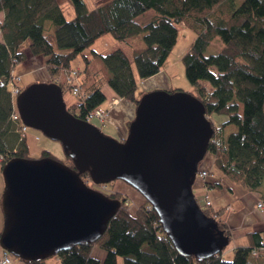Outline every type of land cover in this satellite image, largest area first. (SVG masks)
Wrapping results in <instances>:
<instances>
[{"label": "trees", "instance_id": "16d2710c", "mask_svg": "<svg viewBox=\"0 0 264 264\" xmlns=\"http://www.w3.org/2000/svg\"><path fill=\"white\" fill-rule=\"evenodd\" d=\"M69 2L74 10L71 19L66 17L58 0H0V13L5 14L4 22L0 23L5 41L0 43L3 166L15 157L30 158L26 140L15 132L19 123L11 117L14 101L8 89L9 82L14 80L13 70L27 61L29 54L49 57L46 68L51 83H57L62 72L72 69L71 63L78 55L84 57L86 67L80 77L85 99L83 103L77 100L71 107L80 108V113L71 112L85 119L107 100L105 86L119 98L138 104V80L133 64L140 80L159 74L177 45L180 26H184L196 33L183 57L186 75L196 88L192 94L203 103L207 116L212 113L227 116L219 128L211 122L215 135L208 153L215 159L214 167L231 191L233 187L247 192L263 188L264 0H106L96 7L89 6L85 0ZM149 11H154V16L140 22V17ZM106 34L131 47L133 61L121 48L107 53L92 50L93 58L104 65L103 70H93V58L83 53ZM216 38L222 40L221 51L206 55ZM27 41L29 52H19ZM57 84L64 93L71 90L70 85ZM228 126H235L237 131L227 137ZM43 157L52 155L44 151ZM68 160L69 166L74 167L69 157ZM201 170L199 166V173ZM81 176L88 179V173ZM213 176L211 171L207 180ZM109 196L121 200L122 206L106 233L95 243L61 252L58 257L62 264H118L120 257L124 264H257L264 258L261 232L248 233L251 244L237 247L230 261L223 257V252L203 260L183 256L163 232L158 214L147 201L132 213L126 206L129 201L126 196L120 193ZM204 211L217 220L231 240L225 210L216 213L211 207ZM94 247L106 252L103 261L92 256Z\"/></svg>", "mask_w": 264, "mask_h": 264}, {"label": "water", "instance_id": "95a60500", "mask_svg": "<svg viewBox=\"0 0 264 264\" xmlns=\"http://www.w3.org/2000/svg\"><path fill=\"white\" fill-rule=\"evenodd\" d=\"M16 106L27 127L62 144L74 167L53 157H15L3 166L0 247L14 257L44 264L106 233L122 202L90 187L81 176L86 173L95 185L120 180L137 190L181 255L208 259L229 245L194 194L215 131L192 93L145 94L121 141L74 116L57 83L31 84Z\"/></svg>", "mask_w": 264, "mask_h": 264}, {"label": "crops", "instance_id": "0c3cea01", "mask_svg": "<svg viewBox=\"0 0 264 264\" xmlns=\"http://www.w3.org/2000/svg\"><path fill=\"white\" fill-rule=\"evenodd\" d=\"M61 7L64 9V6L69 7L71 12V18L74 16V10L69 2V0H58ZM91 7H96L95 5ZM67 17V15H66ZM68 18V17H67ZM69 18V19H71ZM5 20V14L0 13V23H3ZM0 43L4 44V38L0 31ZM30 42H25L21 45L19 52H29ZM95 50V49H93ZM97 53H100L98 50H95ZM41 63H37L38 61ZM49 60V57H34L30 56L27 61L20 63L15 67L12 72V77L17 82V87L21 90V82L24 79H29L27 83L29 86L33 83H51L52 78L49 75L46 63ZM31 61V62H29ZM167 64V63H166ZM164 66L162 71L148 79L140 80L138 78L137 72H135L138 80V89L136 96L140 101L141 98L150 92L157 90H167L166 88L171 85L169 78L167 77L168 65ZM72 71V70H71ZM28 87V86H27ZM103 92H111L110 99L107 100V108L103 109V105L100 107L103 111H107L108 118L104 122H110L114 127L118 129L121 136L124 137L127 132H129V127L131 122L135 119L137 104L126 99L119 98L109 86L103 88ZM113 99H118L117 103H113ZM237 129L235 126H228L225 128V135L228 137L230 134L236 132ZM15 132L21 135L18 131V126H16ZM214 167V160L212 157L209 158L205 166L202 167L203 170L212 171ZM3 165L0 159V172L2 173ZM215 175V174H214ZM213 178V179H212ZM210 181L199 180L196 181L194 185L195 195H205L209 194L213 200V212H219L225 210L226 212V227L230 231L231 240H233V246L229 253L231 256L234 255V250L239 246H249L251 241L247 236L250 232H261L264 237V210L259 208V203H264V186L261 190L255 192H247L242 190L239 187H233V190H229V186L225 183L220 174L213 176ZM218 182V183H217ZM222 183V184H221ZM5 188V185H4ZM198 191V193H196ZM129 196V195H127ZM130 197V196H129ZM131 210V209H130ZM222 215L223 212H222ZM230 240V241H231ZM1 252V251H0ZM94 255V248L92 251ZM94 257V256H93ZM100 261L104 257L103 253H99L98 256ZM226 255L224 256V258ZM96 258V257H95ZM13 264H28L23 263L22 261L14 260ZM45 264H62L59 257H52L50 261H47Z\"/></svg>", "mask_w": 264, "mask_h": 264}, {"label": "rangeland", "instance_id": "374dc122", "mask_svg": "<svg viewBox=\"0 0 264 264\" xmlns=\"http://www.w3.org/2000/svg\"><path fill=\"white\" fill-rule=\"evenodd\" d=\"M85 1L88 3L89 6H93V5L98 6L100 3H103L106 0H85ZM64 12L68 18H71L72 15H71L69 7L64 6ZM154 13H155L154 11H149L146 14V16L140 17V22L147 21L150 17L154 16ZM195 37H196V33L193 30L186 28L184 26H180V34H179L177 45L175 46L166 64L168 65V70L166 74H167V77L169 78V81L171 82V85H169V87L166 88L167 90L169 91L179 90V91H186L190 93L196 92V88L193 87L192 84L189 82V79L186 75L185 65L183 62V57L189 51L192 43L195 40ZM118 48L123 49L126 52V54L131 58V61H133V49L129 47L128 45H126L125 43L115 40L113 36L110 34H106L100 37L93 46H91L90 48L84 51L83 55H85L88 58H93L92 56L93 49L98 50L100 53H107V52L113 51ZM221 49H222V40L220 38H216L213 41V43L207 48V50L205 51V54L206 55L217 54L221 51ZM36 62L40 63L39 60ZM85 67H86V62L84 60V57L82 55H78L71 63L72 69H70L68 72L67 71L62 72L57 83H60L66 87V85H68L67 79H66L67 73H69L71 70H75V71H78L79 73V82H80V85H82L80 75H81V71L83 72ZM103 67L104 65L101 62V60L97 58L95 59L93 58L91 69L93 70L102 69L103 70ZM133 68H134V71L137 72V68L135 64H133ZM28 80L29 79L27 78V79H24L23 82H21L22 89H25L27 86H29V83H27ZM106 94H108L107 100H109L111 96L110 95L111 92H108ZM64 98H65V102L67 103L68 108L72 106L75 102H77L78 100V98H76L72 94L70 89L65 90ZM107 100L103 104V109L107 108V104H108ZM69 109L72 112L75 111V109L71 107ZM208 118L212 122L215 128H219L221 124L227 119V116L224 114L212 113L208 115ZM91 123L97 126L107 136H110L116 140L121 141L122 136L120 132L110 122H101L99 121V119H93ZM27 131L28 132L26 135V142H27V146L29 149L30 158L32 159L42 158L43 152L49 151L52 157H54L55 159L63 163L66 162V164L70 163L68 160V156L66 155L63 149V146L60 142L49 139L42 132L38 130L28 128ZM37 137H39V139H37ZM210 157H211V154L207 153L205 159L200 163L201 168L206 165ZM213 160L215 159L213 158ZM212 171L214 172L215 175L220 174L219 171L215 167L212 168ZM94 189L99 190L108 195H112V194L115 195L116 193H120L126 196L129 200L126 203V206L131 209L132 213H136L137 209L140 206L146 204V201H147L138 191L132 188L129 184H127L124 181H120V180L112 182L108 185H100V186L95 185ZM3 192H4V179H3L2 173L0 172V231L2 230L4 226V214L2 210ZM196 193H198V191H196ZM127 195H129L130 197ZM203 196L204 195H199L198 193V197H203ZM232 242L233 240L230 241L229 245L223 251V257L226 255L225 259L228 261L232 260L234 257V255L233 256H231V254L229 255L230 251L233 250ZM0 251H5V250L4 249L2 250V248L0 247ZM99 253H103L104 255V257H102V261H103L106 257V252L97 247H94V255L92 254V256L100 259L98 257ZM54 257L58 258V256H54ZM51 258L46 259L44 261V264L47 261H50ZM13 259L22 261L16 257H13ZM29 264H33V263H29ZM118 264H124L123 258L120 257L118 259ZM257 264H264V258H260L257 261Z\"/></svg>", "mask_w": 264, "mask_h": 264}, {"label": "built area", "instance_id": "2783aa9c", "mask_svg": "<svg viewBox=\"0 0 264 264\" xmlns=\"http://www.w3.org/2000/svg\"><path fill=\"white\" fill-rule=\"evenodd\" d=\"M67 83L71 86L73 95H75L80 100V103H83L85 99V94L82 93V90H81L78 71L73 70L70 72L67 78ZM8 89L10 90L11 95L13 97H17L21 92L20 88H18L13 82H10L8 84ZM117 100L118 99H113V103L114 104L117 103ZM76 113L77 114L80 113V108L77 107ZM107 115L108 113L106 111L98 109L86 115V118L84 120L86 121H92L93 119L105 120ZM11 117L13 120L21 123L18 131L19 133H21L22 137H24L26 135L27 127L24 126L23 123L21 122V118L19 114L17 112H13ZM209 174L210 172L203 170L200 172L199 176L202 180H206ZM198 202L202 208H210L213 206V202L209 194H206L205 196L200 197L198 199ZM259 208L263 209L264 204L260 203ZM254 254L257 255L256 252H254ZM0 264H13L12 254H10L7 251H1L0 252Z\"/></svg>", "mask_w": 264, "mask_h": 264}, {"label": "flooded vegetation", "instance_id": "af4514ba", "mask_svg": "<svg viewBox=\"0 0 264 264\" xmlns=\"http://www.w3.org/2000/svg\"><path fill=\"white\" fill-rule=\"evenodd\" d=\"M85 181L87 182V184L89 185V186H91V187H95V185H94V183L91 181V179H85Z\"/></svg>", "mask_w": 264, "mask_h": 264}, {"label": "bare ground", "instance_id": "6f19581e", "mask_svg": "<svg viewBox=\"0 0 264 264\" xmlns=\"http://www.w3.org/2000/svg\"><path fill=\"white\" fill-rule=\"evenodd\" d=\"M13 120V119H12ZM13 121H15V120H13ZM15 122H17V121H15ZM19 123V126L21 125V123L20 122H18Z\"/></svg>", "mask_w": 264, "mask_h": 264}]
</instances>
